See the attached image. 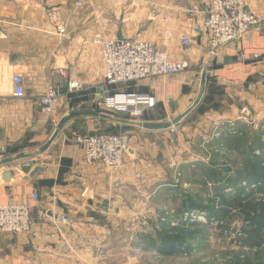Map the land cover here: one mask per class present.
Masks as SVG:
<instances>
[{
    "label": "crops",
    "instance_id": "0c3cea01",
    "mask_svg": "<svg viewBox=\"0 0 264 264\" xmlns=\"http://www.w3.org/2000/svg\"><path fill=\"white\" fill-rule=\"evenodd\" d=\"M210 1L0 0V162H5L0 166V205L28 203L32 222L30 234L0 233V264H71L85 254L72 250L70 243L87 240L84 225L97 221L87 215L98 213L101 200H110L113 185L109 187L100 166L83 163L75 135L123 132L129 138L125 160L133 162L139 145L148 143L141 136L191 111L210 83L227 89L254 84L255 112L263 118L264 0H245L263 24L215 53L203 27ZM51 11L58 21L49 20ZM57 24L64 26L63 36L57 34ZM118 33L122 40L149 42L169 60L188 65L181 73L134 84L128 93L155 99L153 109L141 118L102 111L90 102L104 78L101 47L94 37L116 39ZM184 38L191 42L186 52ZM14 73L24 79L21 100L11 97ZM67 82L87 90L68 92ZM52 87L61 89V97L50 116L39 98ZM39 161L42 166L32 176L23 168ZM5 172L12 173L7 180ZM32 194L38 195L37 201L31 200ZM60 243L65 244L62 249Z\"/></svg>",
    "mask_w": 264,
    "mask_h": 264
},
{
    "label": "rangeland",
    "instance_id": "374dc122",
    "mask_svg": "<svg viewBox=\"0 0 264 264\" xmlns=\"http://www.w3.org/2000/svg\"><path fill=\"white\" fill-rule=\"evenodd\" d=\"M255 100L254 84L210 83L191 111L143 134L133 162L105 172L113 194L87 215L97 224L70 243L85 252L70 263L264 264V116Z\"/></svg>",
    "mask_w": 264,
    "mask_h": 264
},
{
    "label": "built area",
    "instance_id": "2783aa9c",
    "mask_svg": "<svg viewBox=\"0 0 264 264\" xmlns=\"http://www.w3.org/2000/svg\"><path fill=\"white\" fill-rule=\"evenodd\" d=\"M50 21H58L56 11L48 13ZM263 22V17L252 13L245 0H211L203 21V27L209 35V48L215 50L221 44L241 38L249 28ZM56 32L63 36L65 28L56 25ZM94 42L101 47V62L104 68V78L100 87H94L91 105L102 111L141 118L155 106L151 94L128 93L124 89L111 92L113 87L142 80L156 79L175 75L185 71L188 65L185 61H171L167 55L149 42L137 40L105 39L94 37ZM183 51L191 46L189 39L181 40ZM254 58H260L259 54ZM11 97L14 100L24 98V79L22 75H11ZM96 88V90H95ZM68 92L87 90L77 82H67ZM61 97V89L52 87L40 98L42 111L54 115L55 108ZM99 124V119L94 118ZM74 142L81 147L83 163L86 166H100L105 172L111 173L123 166L128 152V136L124 133L92 132L74 136ZM32 201L38 200L37 194H32ZM31 206L24 202H12L0 205V233L30 234Z\"/></svg>",
    "mask_w": 264,
    "mask_h": 264
},
{
    "label": "water",
    "instance_id": "95a60500",
    "mask_svg": "<svg viewBox=\"0 0 264 264\" xmlns=\"http://www.w3.org/2000/svg\"><path fill=\"white\" fill-rule=\"evenodd\" d=\"M262 24H263V23H260V24H257V25H255V26L249 28L245 33L242 34V36H244L245 34H247V33H248L249 31H251L252 29L257 28V27H260ZM116 39H117V40H122V38L120 37V34H119V33L116 35ZM239 39H240V38L237 37V38H235V39H232V40H230V41H227V42L221 44L220 46H218V47L213 51V53H215V52H216L218 49H220L221 47H223V46H225V45H227V44H229V43H231V42H233V41L239 40ZM203 81H204V75H202V77H201V82H203ZM42 162H43V161H42ZM42 162H41V161H39V162H32V163H30V164H27V165L24 166L23 168H25V169L27 170L28 174H30V175L32 176L34 173H36V171H38V170L40 169V166H42V165H41ZM4 164H5V162H0V166H2V165H4ZM11 175H12V173H10V172H5L4 175H3V179L7 180V178H9Z\"/></svg>",
    "mask_w": 264,
    "mask_h": 264
},
{
    "label": "trees",
    "instance_id": "16d2710c",
    "mask_svg": "<svg viewBox=\"0 0 264 264\" xmlns=\"http://www.w3.org/2000/svg\"><path fill=\"white\" fill-rule=\"evenodd\" d=\"M133 86H134V84L133 83H128V84H126V85H121V86H119V87H113V88H111L112 89V93L113 92H116L117 90H119V89H125V92H130L131 90H132V88H133ZM104 132H106V133H113V134H115L114 132H110V131H108V130H106V131H104ZM241 175L239 174L238 175V177H240ZM254 176H256V175H254ZM231 264H247L246 263V261H242V260H240V259H236V260H232V262H231Z\"/></svg>",
    "mask_w": 264,
    "mask_h": 264
}]
</instances>
